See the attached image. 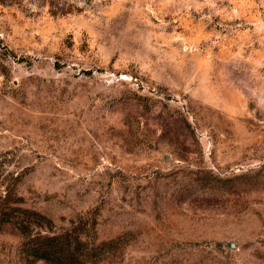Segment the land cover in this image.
<instances>
[{"label": "rangeland", "instance_id": "374dc122", "mask_svg": "<svg viewBox=\"0 0 264 264\" xmlns=\"http://www.w3.org/2000/svg\"><path fill=\"white\" fill-rule=\"evenodd\" d=\"M67 1L0 0V264H264V0Z\"/></svg>", "mask_w": 264, "mask_h": 264}, {"label": "trees", "instance_id": "16d2710c", "mask_svg": "<svg viewBox=\"0 0 264 264\" xmlns=\"http://www.w3.org/2000/svg\"><path fill=\"white\" fill-rule=\"evenodd\" d=\"M66 1L56 0V10H54L56 14L65 10ZM39 218L45 219L43 221H48L44 216H39ZM29 255L33 259L44 260L54 264L80 263V253L76 247H71L70 241L64 234L34 236L31 240Z\"/></svg>", "mask_w": 264, "mask_h": 264}, {"label": "water", "instance_id": "95a60500", "mask_svg": "<svg viewBox=\"0 0 264 264\" xmlns=\"http://www.w3.org/2000/svg\"><path fill=\"white\" fill-rule=\"evenodd\" d=\"M227 245L230 247V248H234V245L232 244V242H228Z\"/></svg>", "mask_w": 264, "mask_h": 264}]
</instances>
